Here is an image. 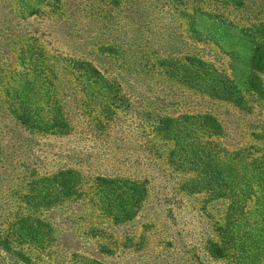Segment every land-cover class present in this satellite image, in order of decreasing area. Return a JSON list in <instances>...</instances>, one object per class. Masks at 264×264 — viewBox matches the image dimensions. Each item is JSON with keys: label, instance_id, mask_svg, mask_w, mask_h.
Returning a JSON list of instances; mask_svg holds the SVG:
<instances>
[{"label": "rangeland", "instance_id": "rangeland-1", "mask_svg": "<svg viewBox=\"0 0 264 264\" xmlns=\"http://www.w3.org/2000/svg\"><path fill=\"white\" fill-rule=\"evenodd\" d=\"M263 40L264 0H0V264H264V98L247 85ZM222 86L247 107L210 92ZM24 106L47 123L60 109L68 133L30 129ZM162 117L179 143L155 132ZM192 142L214 148L229 189L170 162ZM63 169L79 198L36 208L32 180ZM98 176L145 184L135 217L114 220ZM229 217L235 243L211 258L205 242Z\"/></svg>", "mask_w": 264, "mask_h": 264}, {"label": "trees", "instance_id": "trees-1", "mask_svg": "<svg viewBox=\"0 0 264 264\" xmlns=\"http://www.w3.org/2000/svg\"><path fill=\"white\" fill-rule=\"evenodd\" d=\"M263 35V33H261ZM201 63V61H198ZM250 71L247 79V85L249 87L252 96L257 98H264V85L260 79L259 74L264 70V40L259 41L252 50V54L249 60ZM215 87H212L211 93L217 98L228 100L236 105L246 106V101L243 98L235 95L232 89L227 90L225 86L218 89V92L213 91ZM114 99H118L119 91H115ZM208 93V92H207ZM256 99V98H255ZM122 100V99H121ZM119 101V107L122 106L123 102ZM247 107V106H246ZM27 107H22L19 119H21L27 127L30 129H35L42 132H50L55 134H65L69 131V125L61 114L60 109H56L49 120L50 122H44L39 120L38 117H33L30 115V111H26ZM186 120L191 119L190 116H184ZM194 118V117H193ZM158 123L154 126L155 132L162 138L174 139L178 143V137L180 131L173 126V119L170 117H162L157 119ZM196 122L199 127H202L207 133L211 135H220L221 126L219 122L210 114L199 115ZM258 138H261L259 136ZM262 151L264 152V136L261 139ZM190 149L185 150L181 154L177 151H172L170 153V162L173 163L178 168H183V163L188 159H192L191 164L195 165V170L197 171V176H201L204 179V183L207 186H212L213 183H218V186L223 188H228V175H223L220 171L219 161L217 160V152L214 148H210L209 153H207L206 147H198L194 145V142L190 144ZM193 162V163H192ZM231 164V163H230ZM79 174L71 169H63L55 172L50 176H42L36 180H32L30 183V200L36 208L50 206L57 203H62L70 199L79 198L81 195L79 188ZM96 188L101 192L104 205L108 207L109 210L113 209L117 213L114 215V220L116 222H123L130 220L135 217L136 213L140 209L142 202L147 196V189L144 183L131 182L128 180H120L116 178H108L105 176H98L95 181ZM199 190L202 187H197L198 185L194 183L192 179L189 184L188 189L193 191L194 187ZM214 190V189H213ZM117 207V208H115ZM233 220L224 219L223 223L217 224L216 235L213 238H208L205 242L206 253L214 259L225 258L235 243L236 235L233 226ZM27 232L30 231V240L33 242H39L42 238L40 235L41 223L37 221V224L29 223ZM8 245V241L5 242ZM39 244V243H38ZM9 251L10 248H7ZM20 256L22 261L29 260L21 252H16Z\"/></svg>", "mask_w": 264, "mask_h": 264}]
</instances>
